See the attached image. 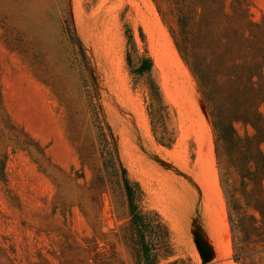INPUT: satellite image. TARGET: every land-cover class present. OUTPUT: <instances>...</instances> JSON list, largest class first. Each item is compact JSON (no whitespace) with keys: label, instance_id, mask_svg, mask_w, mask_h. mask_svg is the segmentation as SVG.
Returning a JSON list of instances; mask_svg holds the SVG:
<instances>
[{"label":"rangeland","instance_id":"374dc122","mask_svg":"<svg viewBox=\"0 0 264 264\" xmlns=\"http://www.w3.org/2000/svg\"><path fill=\"white\" fill-rule=\"evenodd\" d=\"M157 1L175 31L174 16ZM247 3L251 20L262 22L264 0ZM70 19L96 77L121 161L143 189L146 205L171 231L169 262L202 264L197 232L212 255L207 264H236L209 118L152 0H0L2 110L47 146L52 163L63 171L43 173L25 153L0 141V155L8 156L5 182L0 180V264H135L117 235L123 222L116 217H124L123 209L112 210L107 202L100 211L92 208L88 193L65 179L71 168L80 170L78 150L91 147L97 133L83 63L70 41ZM127 27L140 53L142 30L154 78L175 113L176 140L169 149L154 142L144 88L128 74ZM235 129L241 136L246 132L240 124ZM261 150L264 154V143ZM84 175L87 181V167ZM78 184L83 187L84 181ZM253 262L264 264V255Z\"/></svg>","mask_w":264,"mask_h":264},{"label":"trees","instance_id":"16d2710c","mask_svg":"<svg viewBox=\"0 0 264 264\" xmlns=\"http://www.w3.org/2000/svg\"><path fill=\"white\" fill-rule=\"evenodd\" d=\"M152 1L180 59L197 84L209 118L219 186L232 234L233 260L236 264H254L255 255H264V154L261 150L264 143V20L260 23L251 20L247 0H161L175 18L174 31L167 26L158 1ZM69 23L70 41L79 53L87 77V103L95 111L97 133L91 147L78 150L80 170L71 168L65 179L88 193L92 208L100 211L107 202L112 210L123 209L124 217H116L123 222L117 235L133 252L135 264H185L182 260L169 262L174 256L171 231L161 215L146 205L143 189L130 178L121 161L93 69L71 19ZM124 36L128 74L135 85L144 88L151 136L158 146L169 149L176 140L175 113L165 102L154 78L153 60L145 37L138 28L140 53L133 30L127 27ZM0 111V141L25 153L39 171L46 173L53 169L63 174L52 163L47 146L12 123L4 113L1 94ZM237 124L246 129L244 135L236 131ZM7 159V154L0 155L2 182H5L3 166ZM85 167L90 172L87 181ZM79 180L84 181L83 187L78 184Z\"/></svg>","mask_w":264,"mask_h":264},{"label":"water","instance_id":"95a60500","mask_svg":"<svg viewBox=\"0 0 264 264\" xmlns=\"http://www.w3.org/2000/svg\"><path fill=\"white\" fill-rule=\"evenodd\" d=\"M194 243L199 253V256L202 260V264H207L210 261L212 255H211L210 249L208 248L207 244L204 242V240L201 238V236L197 232L194 233Z\"/></svg>","mask_w":264,"mask_h":264},{"label":"bare ground","instance_id":"6f19581e","mask_svg":"<svg viewBox=\"0 0 264 264\" xmlns=\"http://www.w3.org/2000/svg\"><path fill=\"white\" fill-rule=\"evenodd\" d=\"M216 204V203H215ZM217 207V206H216ZM220 209V208H219Z\"/></svg>","mask_w":264,"mask_h":264}]
</instances>
